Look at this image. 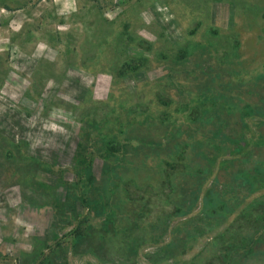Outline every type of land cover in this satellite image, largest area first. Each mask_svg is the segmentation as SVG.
<instances>
[{
	"label": "rangeland",
	"instance_id": "rangeland-1",
	"mask_svg": "<svg viewBox=\"0 0 264 264\" xmlns=\"http://www.w3.org/2000/svg\"><path fill=\"white\" fill-rule=\"evenodd\" d=\"M0 264H264V0H0Z\"/></svg>",
	"mask_w": 264,
	"mask_h": 264
},
{
	"label": "crops",
	"instance_id": "crops-1",
	"mask_svg": "<svg viewBox=\"0 0 264 264\" xmlns=\"http://www.w3.org/2000/svg\"><path fill=\"white\" fill-rule=\"evenodd\" d=\"M44 60H45V59H43V60H39V63L36 61L37 63L35 62L34 65H35V66H39V67H37V68H39V70H42V69L44 68L43 66H45V65H43V62H45ZM41 62H42V63H41ZM37 64H38V65H37ZM40 64H41V65H40ZM35 68H36V67H35ZM39 70H34V71H32V76H35V75L38 73ZM34 74H35V75H34Z\"/></svg>",
	"mask_w": 264,
	"mask_h": 264
}]
</instances>
